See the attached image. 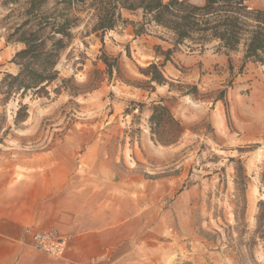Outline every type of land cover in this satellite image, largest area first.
I'll return each mask as SVG.
<instances>
[{
  "label": "rangeland",
  "instance_id": "rangeland-1",
  "mask_svg": "<svg viewBox=\"0 0 264 264\" xmlns=\"http://www.w3.org/2000/svg\"><path fill=\"white\" fill-rule=\"evenodd\" d=\"M91 1L70 10L76 25L48 94L5 101L0 94V169L14 166L22 174L33 161L64 160L77 166L83 183L98 176L100 185L107 179L115 192L140 196L144 249L159 246L156 264H264V243L254 233L264 200V62L244 59L241 44L235 50L215 40L175 44L141 9H121L113 29L94 31ZM248 5L264 10V0ZM9 11L0 0V79L16 73L11 59L21 47L5 41L8 26L19 21H4ZM150 63L160 66L162 83L149 80ZM20 104L26 115L15 122ZM157 104L170 115L160 126L149 122ZM239 164L247 175L243 227L233 213ZM55 233L65 252L67 238Z\"/></svg>",
  "mask_w": 264,
  "mask_h": 264
},
{
  "label": "trees",
  "instance_id": "trees-1",
  "mask_svg": "<svg viewBox=\"0 0 264 264\" xmlns=\"http://www.w3.org/2000/svg\"><path fill=\"white\" fill-rule=\"evenodd\" d=\"M49 1L1 0L4 6H10L3 20L19 18V21L8 26L5 41L21 45L11 59L17 67L16 73L5 72L0 79L1 101L13 94L21 97L28 92L48 94L46 87L58 79L60 53L70 43L71 29L77 21L76 17L70 16V10L74 4H83L86 0H52L50 7L47 6ZM249 1L204 0L202 5H198L189 0H92L90 6L93 7L96 19L92 29H113L121 18V9H141L144 19L173 35L175 44L188 40L204 45L215 40L227 50H235L241 44L244 59L264 62V10L250 8ZM169 53L170 49L164 60L169 59ZM103 62L108 64L105 58ZM159 67L150 63L145 69L150 81H164ZM54 90L58 92L59 87ZM25 108L26 104H20L14 117L15 122L24 119ZM169 118L166 106L153 105L149 117L151 124L160 126L168 122ZM234 181L233 213L237 225L243 227L247 175L241 164L235 167ZM257 208L254 233L264 243V200L258 202Z\"/></svg>",
  "mask_w": 264,
  "mask_h": 264
},
{
  "label": "crops",
  "instance_id": "crops-1",
  "mask_svg": "<svg viewBox=\"0 0 264 264\" xmlns=\"http://www.w3.org/2000/svg\"><path fill=\"white\" fill-rule=\"evenodd\" d=\"M87 155V165L93 167L92 149ZM77 172L76 165L64 160L33 161L22 174L14 166L0 169V264L160 262L159 246L153 245L157 248L150 255L144 249L146 206L140 196L115 192L114 182L107 179L100 185L98 176L83 183ZM26 228L51 229L66 237L64 254L32 248Z\"/></svg>",
  "mask_w": 264,
  "mask_h": 264
},
{
  "label": "built area",
  "instance_id": "built-area-1",
  "mask_svg": "<svg viewBox=\"0 0 264 264\" xmlns=\"http://www.w3.org/2000/svg\"><path fill=\"white\" fill-rule=\"evenodd\" d=\"M25 233L30 237V246L44 251L52 256H62L65 240L50 229L40 230L26 228Z\"/></svg>",
  "mask_w": 264,
  "mask_h": 264
}]
</instances>
